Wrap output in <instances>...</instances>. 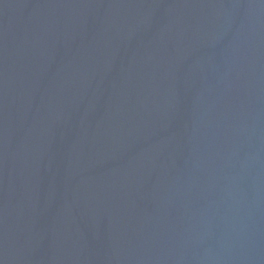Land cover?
Wrapping results in <instances>:
<instances>
[{"label": "water", "instance_id": "obj_1", "mask_svg": "<svg viewBox=\"0 0 264 264\" xmlns=\"http://www.w3.org/2000/svg\"><path fill=\"white\" fill-rule=\"evenodd\" d=\"M0 264H264V0H0Z\"/></svg>", "mask_w": 264, "mask_h": 264}]
</instances>
